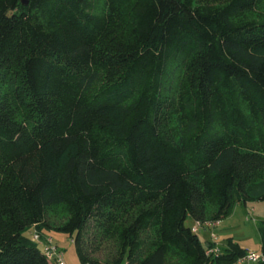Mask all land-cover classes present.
Instances as JSON below:
<instances>
[{
	"label": "trees",
	"instance_id": "trees-1",
	"mask_svg": "<svg viewBox=\"0 0 264 264\" xmlns=\"http://www.w3.org/2000/svg\"><path fill=\"white\" fill-rule=\"evenodd\" d=\"M250 200L264 0H0V264H52L35 230L82 264H237L193 227Z\"/></svg>",
	"mask_w": 264,
	"mask_h": 264
},
{
	"label": "rangeland",
	"instance_id": "rangeland-1",
	"mask_svg": "<svg viewBox=\"0 0 264 264\" xmlns=\"http://www.w3.org/2000/svg\"><path fill=\"white\" fill-rule=\"evenodd\" d=\"M233 209L232 214V223H233V229L235 230V233H237L238 237L243 239L246 243V241H250L252 246L255 247L256 245L261 244L262 248V240H261V233H260V222L264 220V200H250L246 203L237 204ZM230 216V215H229ZM188 224L195 223L191 217L187 219ZM52 234L54 236V240L56 243H60V248L64 251L66 260L69 258V253L72 248H76V245L72 238H70L65 233H61L59 231H45V236L43 242L40 240L39 246L43 250H45V243H47L49 237L48 233ZM32 236V231L28 233ZM201 235V238L204 239V233L202 231L199 232ZM51 238V237H50ZM69 242L65 249V246L61 245V243ZM247 244V243H246ZM248 245V244H247ZM257 247V246H256ZM255 251V250H251ZM256 253V251H255ZM260 253V252H259ZM255 262L254 264H257V261H249V263Z\"/></svg>",
	"mask_w": 264,
	"mask_h": 264
},
{
	"label": "crops",
	"instance_id": "crops-1",
	"mask_svg": "<svg viewBox=\"0 0 264 264\" xmlns=\"http://www.w3.org/2000/svg\"><path fill=\"white\" fill-rule=\"evenodd\" d=\"M233 212H232V214H233ZM232 214L230 216H228L227 218L221 220L219 226H217L215 228V231L218 235V238L216 240L212 237V230L210 228H206V227H204L201 230L204 233V239L202 238V240L206 244H208L209 242H215L216 244H218L220 246L221 244L222 245L225 244L228 238L232 237L236 241H238L242 245V247L247 248L248 251L255 250L256 253H259V252L262 253L261 244L256 245L257 247L256 246L253 247L252 246L253 244H251L250 241H248V240L246 241V243L248 244L247 245L246 243H244L245 241H243V239L238 237L237 233H235V230L233 229V223L231 222L232 221ZM47 235L49 238L50 237L52 238V240L55 244L60 245V243L55 242L54 236L52 234H50V232ZM68 243L69 242H64V243H61V245L63 246V244H64L65 249L67 250L68 247H66V246L68 245ZM255 251H253V252H255ZM69 255H70L69 258L67 259V262L69 264H82L80 261L78 252H77V248H72L70 250ZM254 263L255 262L249 263V260H245L242 262H238L237 264H254Z\"/></svg>",
	"mask_w": 264,
	"mask_h": 264
},
{
	"label": "built area",
	"instance_id": "built-area-1",
	"mask_svg": "<svg viewBox=\"0 0 264 264\" xmlns=\"http://www.w3.org/2000/svg\"><path fill=\"white\" fill-rule=\"evenodd\" d=\"M220 222H221L220 220L207 221L205 223L198 222L195 224L193 229L195 231H201L204 227L210 228L212 230V237L216 240L218 238V235L215 231V228L219 226ZM33 239L37 241L41 240L43 242L40 233L37 230H35L33 233ZM44 243L46 245L45 252L49 260L52 262V264H69L66 260L64 251L60 248L59 245L53 242L52 238H49L47 243L46 242ZM220 252H221V247L218 244L208 249L209 254L210 253L218 254ZM245 260L259 262L261 260H264V255L262 253H255L253 251H248V253L242 258H240L238 262H242Z\"/></svg>",
	"mask_w": 264,
	"mask_h": 264
}]
</instances>
